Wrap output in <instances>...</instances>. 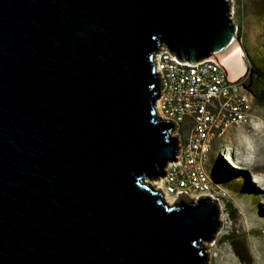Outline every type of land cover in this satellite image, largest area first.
Returning <instances> with one entry per match:
<instances>
[{"label":"water","instance_id":"95a60500","mask_svg":"<svg viewBox=\"0 0 264 264\" xmlns=\"http://www.w3.org/2000/svg\"><path fill=\"white\" fill-rule=\"evenodd\" d=\"M239 42L231 0H0V264H206L224 194L151 184L181 148L154 58Z\"/></svg>","mask_w":264,"mask_h":264},{"label":"built area","instance_id":"2783aa9c","mask_svg":"<svg viewBox=\"0 0 264 264\" xmlns=\"http://www.w3.org/2000/svg\"><path fill=\"white\" fill-rule=\"evenodd\" d=\"M154 61L161 80L157 113L176 124L173 136L179 135L181 147L178 161L165 168L161 190L174 200L179 193L191 198L219 195L222 189L210 170L214 141L230 129L259 125L246 78H231L214 59L180 62L168 50L156 53Z\"/></svg>","mask_w":264,"mask_h":264},{"label":"rangeland","instance_id":"374dc122","mask_svg":"<svg viewBox=\"0 0 264 264\" xmlns=\"http://www.w3.org/2000/svg\"><path fill=\"white\" fill-rule=\"evenodd\" d=\"M231 19L241 36L237 46L244 54L241 64L245 71L252 67L253 74L258 70L264 78V0H231ZM232 69L240 70L234 63ZM233 74L229 76L234 79ZM248 74L244 72V78ZM248 82L246 78L247 86ZM254 109L257 128L230 129L213 143L210 170L224 195L221 228L212 241L202 243L206 264H264V106L255 97ZM221 151L228 157L233 154L239 168L230 166ZM155 182L160 180L151 181Z\"/></svg>","mask_w":264,"mask_h":264},{"label":"bare ground","instance_id":"6f19581e","mask_svg":"<svg viewBox=\"0 0 264 264\" xmlns=\"http://www.w3.org/2000/svg\"><path fill=\"white\" fill-rule=\"evenodd\" d=\"M233 50L230 52V54H227L226 56H224L223 58H221V62H222V64L224 66H226V68L228 69V71H229V73L231 75L234 72V70L232 69V65L234 63L240 70H239L238 73L234 72L236 74H233V75L236 76V78H240L241 76L244 75V72H245V66L243 64H241V63H243V56H244V54H243L242 49L239 48V47H237L234 51ZM240 65H242L241 68H240ZM232 158L227 156L226 157V159H227L226 161L230 164V166L236 167V168L238 167L239 168L237 162L234 159H232ZM151 184L153 186H155V188L161 190V182H155V183H151ZM162 193L164 194L163 191H162ZM164 197H165L166 201L169 202L170 204H173L174 203V200H172L171 198H169L167 195H164Z\"/></svg>","mask_w":264,"mask_h":264},{"label":"trees","instance_id":"16d2710c","mask_svg":"<svg viewBox=\"0 0 264 264\" xmlns=\"http://www.w3.org/2000/svg\"><path fill=\"white\" fill-rule=\"evenodd\" d=\"M237 36L240 40L241 36L240 35ZM262 78H263V74L258 70H255V74H253V78L251 81L249 80L247 86L248 89L251 90L252 94L254 95L256 103H258V105L260 106H264V78L263 79ZM231 157H233V159L236 160V157L233 154L231 155Z\"/></svg>","mask_w":264,"mask_h":264},{"label":"flooded vegetation","instance_id":"af4514ba","mask_svg":"<svg viewBox=\"0 0 264 264\" xmlns=\"http://www.w3.org/2000/svg\"><path fill=\"white\" fill-rule=\"evenodd\" d=\"M246 78H248L251 81L253 78V73L248 74Z\"/></svg>","mask_w":264,"mask_h":264},{"label":"crops","instance_id":"0c3cea01","mask_svg":"<svg viewBox=\"0 0 264 264\" xmlns=\"http://www.w3.org/2000/svg\"><path fill=\"white\" fill-rule=\"evenodd\" d=\"M231 134V133H230ZM227 135V134H226ZM229 135V134H228Z\"/></svg>","mask_w":264,"mask_h":264}]
</instances>
